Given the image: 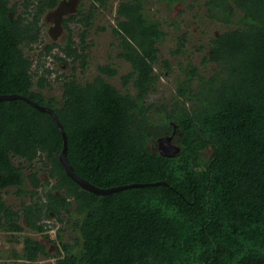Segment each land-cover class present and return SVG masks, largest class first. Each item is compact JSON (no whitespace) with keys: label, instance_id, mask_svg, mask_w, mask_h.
<instances>
[{"label":"trees","instance_id":"1","mask_svg":"<svg viewBox=\"0 0 264 264\" xmlns=\"http://www.w3.org/2000/svg\"><path fill=\"white\" fill-rule=\"evenodd\" d=\"M57 1L0 0V93L52 108L79 176L99 187L150 184L108 193L82 188L58 157L62 135L53 117L21 98L1 99L0 229H28L54 245L50 253L43 240L25 234L6 264H48L41 255L55 256L52 264H264V0H204L211 20L233 26L216 33L201 58L212 64L210 73L178 61L172 100L155 109L146 101L160 75L154 64H171L159 57L166 30L143 0H120L111 26L117 56L130 65L119 75L125 90L107 79L117 74L109 63L90 80L74 75L73 64L86 63L94 12L109 0H90L64 17L65 42L44 43L34 64L27 51L42 43L41 18ZM185 41L181 33L172 52L182 54ZM54 46L61 54L51 52ZM47 54L72 63L69 76H56L59 98L44 91L51 86L52 69L41 59ZM174 129L179 154L148 149L153 132ZM10 186L29 200L8 204L2 191ZM49 218L65 223L56 232L59 244L48 236ZM67 222L76 230L73 243L61 239Z\"/></svg>","mask_w":264,"mask_h":264},{"label":"rangeland","instance_id":"2","mask_svg":"<svg viewBox=\"0 0 264 264\" xmlns=\"http://www.w3.org/2000/svg\"><path fill=\"white\" fill-rule=\"evenodd\" d=\"M15 1V0H11ZM120 0H109L106 6L98 7L94 12L91 19V25L88 28L87 35V48L86 52V63L81 66L77 61L73 64L74 75L76 78L84 82L85 80H90L98 72V66L101 64L109 63L111 66L117 68V74L107 79L111 81L115 86L121 90H125L121 84L119 75L126 73L130 70L129 62L121 59L117 56L118 48L116 46L117 38L111 34V26L116 22L115 13L117 3ZM90 0H77L74 2L77 9L84 8L89 5ZM144 8L146 13L151 18H156L160 21L161 26L166 30V35L159 43V57L166 58L171 64V69H166L162 61L154 64V70L160 72L158 79L155 81L154 86L148 91L146 101L152 102V108H156L161 102H166L169 104L172 100V95L175 89V77L180 74V68L178 67V61L182 65H186L187 62H192L199 66L200 71L204 74L211 72L210 63L203 64L201 61L202 56L207 52L208 45L211 38L218 32H221L228 27H232V24H224L220 21L211 20V18L206 14L204 0H179L174 4H167L161 0H143ZM77 11V10H76ZM54 21H46L41 18L42 24V43L38 44V47L28 50V54L33 57L34 64L36 62L37 52L45 44H63L66 40L67 32L66 28L62 26L58 29H53L50 33L48 28ZM73 25V23H71ZM65 27V26H64ZM74 28V39L78 41V36L76 32L79 28L73 26ZM181 33H185L186 41L184 44V52L182 54L173 53L175 49L176 41ZM52 53L61 54L59 48L54 46ZM42 57V56H41ZM42 61L45 66L52 69L49 75L50 89L44 90L46 93H50L59 98L61 94V78L57 79V74L62 77L63 74L70 75L73 71L72 63L69 65L63 64L62 61L56 59L51 54L43 56ZM210 64V65H209ZM131 93L135 92L131 82L126 85ZM154 121L157 120L156 113H151ZM154 130V129H152ZM176 130V129H175ZM173 133L172 140L175 142L174 138L177 135V130ZM163 132L155 133L149 138L147 147L150 151H155V148L151 147L152 138H157V134H164ZM176 143V142H175ZM209 154V149L205 150V156ZM17 160V159H15ZM34 169L41 168V162L35 160L33 163ZM26 173L27 170H24ZM43 173L40 172V176L43 177ZM25 188H30L27 178L23 185ZM3 198L5 201L13 206L14 208L19 207L21 200H29V194L25 192L24 194L18 195L15 193V187L10 186L6 191H2ZM50 224V228L47 230L48 236L59 244L58 238L56 237V232H58V227H64V222H59L54 218H49L47 220ZM53 223V225H51ZM74 228L71 224L67 222L66 228L59 231L62 236V240L73 243V237L76 234ZM29 234L32 237L39 238L43 240L46 248L50 253L54 252V245L50 243L44 236L39 233H35L25 229L21 232H11L7 230L0 229V264H6V262H11L8 258L10 251L15 248L17 252H20L23 246V236ZM8 258V259H7ZM55 256H39L38 260L48 264L54 262ZM17 261L22 262V259H17Z\"/></svg>","mask_w":264,"mask_h":264},{"label":"water","instance_id":"3","mask_svg":"<svg viewBox=\"0 0 264 264\" xmlns=\"http://www.w3.org/2000/svg\"><path fill=\"white\" fill-rule=\"evenodd\" d=\"M12 98H21L29 103H31L34 107L46 111L48 112L54 119V121L56 122L61 135H62V148L59 152V159L66 171V173L75 181L77 182L82 188H85L91 192L94 193H108L111 191H115V190H119L125 187H129V186H141V185H147L150 184L148 182H135V183H129V184H122V185H116V186H110V187H99L94 185L93 183H91L90 181L86 180L85 178L79 176L78 174H76L72 168V165L70 164V162L68 161L67 158V154H66V149H67V140H66V133L63 129V126L59 120V118L57 117L56 113L52 110V108H50L47 105H41L39 103H37L36 101L32 100L31 98H29L28 96L19 94V93H0V100L1 99H12ZM174 130H172L171 133H166V134H162L159 135L156 138V141L158 143V152L156 149V152L159 155L162 156H167V157H173L176 156L177 154L180 153V147L177 143L172 142V136H173ZM210 153V150H209ZM159 182H152L151 184H156Z\"/></svg>","mask_w":264,"mask_h":264},{"label":"flooded vegetation","instance_id":"4","mask_svg":"<svg viewBox=\"0 0 264 264\" xmlns=\"http://www.w3.org/2000/svg\"><path fill=\"white\" fill-rule=\"evenodd\" d=\"M76 1L77 0H58L57 4L54 7L48 9L43 14L42 18H44V20H46V21L53 20L54 21V25L52 23L51 26L48 28V32L49 33L53 29L55 30V29L60 28V26H62L65 29L62 20H63L64 17H68L71 14H73L74 12H76V10H77L76 5L77 4L76 5L74 4V2H76ZM165 133H168V132L165 131L164 134Z\"/></svg>","mask_w":264,"mask_h":264},{"label":"clouds","instance_id":"5","mask_svg":"<svg viewBox=\"0 0 264 264\" xmlns=\"http://www.w3.org/2000/svg\"><path fill=\"white\" fill-rule=\"evenodd\" d=\"M174 130H175V129H174ZM165 134H166V133H165ZM157 135H162V134L160 133V134H157ZM157 137H158V136H157ZM156 142H157V141H156V138L153 137V138H152V141H151V147L157 149V152H158V144H157ZM172 142H173V140H172Z\"/></svg>","mask_w":264,"mask_h":264}]
</instances>
